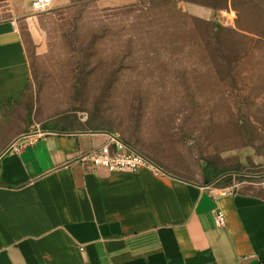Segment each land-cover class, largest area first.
<instances>
[{"label": "rangeland", "instance_id": "374dc122", "mask_svg": "<svg viewBox=\"0 0 264 264\" xmlns=\"http://www.w3.org/2000/svg\"><path fill=\"white\" fill-rule=\"evenodd\" d=\"M33 1L0 0L30 67L0 105V155L31 132H109L167 173L228 172L264 197V0ZM210 23L226 29L208 39Z\"/></svg>", "mask_w": 264, "mask_h": 264}, {"label": "crops", "instance_id": "0c3cea01", "mask_svg": "<svg viewBox=\"0 0 264 264\" xmlns=\"http://www.w3.org/2000/svg\"><path fill=\"white\" fill-rule=\"evenodd\" d=\"M29 72L17 19L0 21V105L20 96ZM108 133L31 132L0 157V264H264L263 196L75 162Z\"/></svg>", "mask_w": 264, "mask_h": 264}, {"label": "built area", "instance_id": "2783aa9c", "mask_svg": "<svg viewBox=\"0 0 264 264\" xmlns=\"http://www.w3.org/2000/svg\"><path fill=\"white\" fill-rule=\"evenodd\" d=\"M52 5L53 0H34L33 9L36 12H43ZM75 162L92 164L108 172H139L142 168L148 167L155 174L164 173L161 167L130 147L115 133H108L107 140L101 146L79 154ZM228 193H233V190ZM215 220L218 226L225 225L226 220L222 211L216 212Z\"/></svg>", "mask_w": 264, "mask_h": 264}, {"label": "trees", "instance_id": "16d2710c", "mask_svg": "<svg viewBox=\"0 0 264 264\" xmlns=\"http://www.w3.org/2000/svg\"><path fill=\"white\" fill-rule=\"evenodd\" d=\"M248 2L249 3H254L255 0H245V4L248 5ZM193 3V2H192ZM209 25V24H208ZM210 25H212L211 29L209 30V33L207 32V38L208 39H216L219 34L221 32H223L224 27H222L221 25L219 24H215V23H210ZM209 25V26H210ZM10 101H13V100H10ZM10 101H8L7 103H9ZM123 140V139H122ZM125 143H127L125 140H123ZM130 147H132L129 143H127ZM133 148V147H132ZM134 149V148H133ZM164 170V169H163ZM164 172H166L164 170ZM222 177V178H220ZM218 178H220L218 180ZM232 178L230 176V173L228 172H222V173H219L218 175H215V177L210 181V173L209 172H206L205 174V182L206 183H211V182H215V185H218V186H221V187H226V186H229V183L231 182ZM204 182V183H205ZM263 260H264V257H263Z\"/></svg>", "mask_w": 264, "mask_h": 264}, {"label": "water", "instance_id": "95a60500", "mask_svg": "<svg viewBox=\"0 0 264 264\" xmlns=\"http://www.w3.org/2000/svg\"><path fill=\"white\" fill-rule=\"evenodd\" d=\"M22 137V136H21ZM21 137H19V138H21ZM18 138V139H19ZM18 139L16 140V141H14L12 144H11V146H9L8 147V149H6L1 155H0V157L5 153V152H7L17 141H18ZM222 178V177H221Z\"/></svg>", "mask_w": 264, "mask_h": 264}]
</instances>
